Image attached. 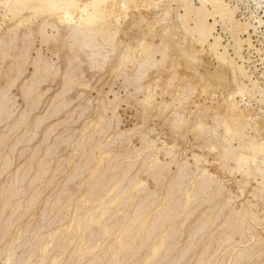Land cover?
Instances as JSON below:
<instances>
[{
	"label": "rangeland",
	"instance_id": "374dc122",
	"mask_svg": "<svg viewBox=\"0 0 264 264\" xmlns=\"http://www.w3.org/2000/svg\"><path fill=\"white\" fill-rule=\"evenodd\" d=\"M195 2L199 5L197 0ZM227 2L232 7L238 6V11H236L238 20L251 22L255 25V28L252 27L250 29L251 43L253 45L249 47V44L243 43L242 55L244 56V63L241 60L239 61L237 56H233L235 54L233 49L235 42L232 34L221 28L223 27L221 22H218L217 26H215L214 33L215 36H221L220 40L224 46L231 48H227L229 54H232L230 57L235 58L241 64L243 63L248 74L250 72V74L253 73L251 76L249 75L250 80L249 78H243V81L248 86L250 85V89L253 87L251 81H254L255 88L247 92L243 98L239 97L238 100L241 101L240 104L243 107H248L253 113L251 126L254 128L250 129V132H252L250 134L253 136L260 135L258 138L264 137V60H261L264 57V25L258 20V17L261 16L264 23V9L259 8L255 0H227ZM12 7L0 2V43L9 45L7 48L4 44L0 45V92L1 89L3 90L2 92H8L11 100L9 107L12 109L8 113L10 116L8 114L0 116V167L4 169L0 168V174L3 173L1 174L2 176L0 175V191L2 189L0 195L4 198L8 197V187H14V185L18 190L20 188L23 189V191L22 189H20L21 191L19 190V195L23 193L20 197L18 195L15 196L16 198H11L12 200L11 202L9 200L8 204H6L7 198L6 202H4V198L0 196V228H2L0 229V264H5L4 262H6L8 256H13V254V257H15L14 261L20 259L18 264H24L28 261L29 264H113L110 262L111 258H113V250H111L113 247L110 244L116 241L119 234L117 230L123 226L126 219L135 214L137 205L151 194L150 201L152 199L155 204L141 213V218L150 221L154 215L153 213L170 204V202L181 201L183 196H192V191H194L193 195H195L200 183L205 180H201V178H204V172L210 174L216 180L211 185L212 189L209 188L206 189L207 191H202L199 195L200 199L191 197L192 200L190 199L191 201L189 202L191 204L188 205L189 209L187 206L184 207L182 209L184 211L181 210V216L179 214L170 222L164 223L165 225L162 224L163 230L162 225L157 230V232L162 230L160 234L163 232L162 234L168 235L175 225L177 226V231L180 228V231L178 233L176 231L174 237L171 235L169 238L170 245H174L173 247L176 250L168 251L165 249L162 250L164 253L160 251L157 256L158 263L156 257H152L153 262L150 259L149 264H198L200 260L209 261V264H221L223 261L225 264H264V191L261 190L262 188L253 177L248 176L249 169L244 166L246 170L244 168L242 170L240 168L241 164L235 161V155L238 154L239 150H236L235 155L231 154L226 158L224 157L223 148L228 147L231 140L226 134L221 121L219 120L218 123V120L214 119V115L219 112L218 108L219 104L222 103V94L227 95L225 91L227 85L219 80H214L212 87L205 88L202 76L211 74L218 68L217 60L211 56L207 48L202 49L200 45H196L197 43L193 40V36L188 33L178 17L184 12L178 8L176 2L165 0L160 8L150 6L147 9L132 10L127 16L122 17L120 24H116L111 30V32L117 30L115 50L112 47L107 48L102 56L96 58L97 60L89 59V54L87 53L89 51H81L75 48L74 53L63 41H56L55 39L60 38V36H57V33L51 28H47V32L51 34L54 31L53 34L57 37L55 39L51 38L50 41L44 39L38 30L42 20L40 18H37L32 24V26L37 27L19 26L21 17L16 14L18 13V7ZM166 8L169 9L168 15L170 14V16L162 15ZM142 13L145 21L141 20ZM160 17H162L161 20ZM163 21L168 24H164ZM149 22L155 23V32L152 34L148 33ZM190 25L192 26V23ZM219 32L221 33L218 34ZM19 34L20 36L18 37L17 35ZM24 34L31 35L32 38ZM13 36L14 38L16 37V41H13ZM241 37L247 39L248 35H242ZM22 38H25V40ZM18 39L21 41H17ZM45 40L49 43L45 42ZM143 40L152 41L157 52L154 53L155 62L147 71L148 74L140 78L137 73L138 66L132 63L120 66L119 56L127 52L128 48H137L139 42ZM167 40L170 43H166ZM25 41H28V44ZM24 46L27 47L26 55H24ZM56 46L59 47L56 48ZM1 48L3 49L1 50ZM165 48H167L166 54L168 56L163 60L162 51ZM37 52L41 59L37 58L39 57ZM79 53H82V57ZM52 54L55 55L53 56ZM21 55H23L21 58L26 61V65L21 64L23 63L22 59H20ZM138 55L140 56L139 53ZM108 56L109 58L107 59ZM110 57L115 58H112L113 60L110 62ZM42 61L43 63H41ZM69 61L71 64H75L71 66ZM245 61H248L249 64ZM101 62L108 65H105V67ZM45 63L47 64L45 65ZM38 64L39 66L37 67H40V72L35 77L36 81L33 83V90L30 93L32 95L30 96V94L25 92H27V86H30L31 81H33L35 65ZM47 66L49 71H44ZM249 67L251 71L248 70ZM67 69H70V71ZM53 72L58 73L54 74ZM132 76L135 77L133 78ZM136 77L140 79L138 80ZM157 77H160V79ZM68 78L71 80H68ZM257 80L258 82H255ZM27 81L31 83L28 84L26 83ZM188 83H191L192 89L189 88ZM138 87L143 90H139ZM154 87H157V89H154ZM227 87L234 89L236 86L231 83ZM221 90L223 91L222 94L217 93V96H213V91ZM177 115V119L180 120L174 122L177 120ZM39 120L41 121L40 123H38ZM255 122L258 123L257 126L254 124ZM198 125L206 126L203 128L206 131L198 127ZM213 128L214 131L216 129V132H213ZM231 143L234 148L239 145L236 139L232 140ZM221 154L223 158L220 157ZM194 155L200 157L198 165ZM156 165L159 166L158 169H156ZM237 166L238 168L235 169ZM40 167L44 171L35 179L34 176L37 175ZM37 168L39 169L37 170ZM197 168L200 169L197 171ZM180 169H182L184 177L182 180L177 178L181 172ZM26 170H30V173H28L29 171L26 172ZM153 170L154 172L156 171L154 174L152 173ZM104 171L107 174L104 175L98 186H96L97 184L93 185L96 175L102 174ZM22 174L25 177L28 176V178H22ZM124 176H126V179L124 183L120 184L122 191L118 197L116 196L118 202L108 203L101 209L100 200L109 194V196H112L115 193L114 189L117 187L118 182L120 183ZM109 177H115L116 180L112 183L113 185H110L111 187L108 186ZM11 179H14L13 183L18 181V184L15 183L13 185ZM24 179L26 182H22L25 181ZM180 181L183 184L181 188L177 187ZM105 182L106 184H104ZM172 182L173 186H171ZM245 182L247 183L245 184ZM103 184L107 187L104 188ZM174 184H176L177 188L174 187ZM122 185L124 186L121 187ZM140 186L144 188H140ZM5 188H8L7 191ZM138 189H140V192H138ZM91 190H93V196L89 197ZM214 190L215 192H213ZM112 191L114 192L111 194ZM219 191L221 192L220 195ZM97 192L98 194H96ZM8 195H11V193ZM127 195H130V201H125V196ZM98 197L100 199H97ZM85 200L86 202H84ZM195 200L198 202H195ZM31 201L33 202L32 204ZM193 201L195 203H192ZM15 202H17L16 206H13ZM7 205L12 206L7 207ZM18 205L21 207H18ZM81 207L82 209H80ZM9 208L10 210H8ZM187 210L189 213H186L187 215L183 214L188 212ZM95 211H99L100 214H96ZM257 211L259 213H256ZM151 212H153V215ZM94 213L95 216H99L98 218L104 213H110L103 217L104 227L115 225L114 232L106 240L102 241L103 243L97 237L88 240L85 236V231L81 232V230H78L76 232L77 235L75 234V230L79 227H76V224H84L88 220L87 218L90 215L93 216ZM228 214L230 217H228ZM254 214L256 218H253ZM241 215L244 217H241ZM8 219L12 220L8 221ZM208 220L211 223L213 222V224L210 225ZM227 220L230 221L231 225L229 230V224L226 226ZM251 221L256 222L253 223ZM8 222L11 223L9 224ZM135 222L129 223L128 227L131 230L135 228ZM204 222L208 223L204 224ZM7 225L10 226L8 230L6 229ZM259 225L262 226L260 227ZM92 226L91 229L97 233L101 229L102 223H94ZM235 226L237 228H234ZM95 227L100 228L98 230ZM245 227L248 229L243 232ZM4 229L6 232H4ZM222 231L225 237L221 234L223 233ZM115 232L117 237L113 236ZM227 232L228 234H225ZM246 232L250 233L249 239H247L248 234ZM68 233L71 234L72 238L67 242ZM230 233H234L237 236L235 237L232 234L231 236L229 235ZM243 233L247 234V236H243ZM160 234H154L155 241L152 237L147 243L148 246L146 245V247L139 250L140 252H137L136 255L116 253V256L120 259V264H136L138 261H142L146 255L148 256L150 247L161 236H164ZM228 235L229 237H227ZM254 235L255 239L253 238L252 240ZM20 236L21 238L19 239ZM112 237H115L113 238L114 240L111 239ZM210 237L211 240L213 238L212 241H210ZM234 239L237 240L235 242L237 243L236 245L233 241ZM109 240H111L110 243L107 242ZM137 240L133 239V243H137ZM258 240H262L263 243L258 244ZM209 241L212 248L209 246ZM216 242H220L218 244L221 245H217ZM238 242L240 243L238 244ZM64 245L65 248H63ZM84 247L87 248V251L83 254L84 256L81 255L82 258L74 255L75 249L84 250ZM218 247L223 249L218 250ZM183 248H186V251ZM215 252L217 254L214 255ZM164 254L167 256L169 254L168 261ZM201 254L202 257L209 254L207 255L209 259L203 257L197 260ZM116 256L114 257L117 258ZM160 256L162 257L161 259L159 258ZM239 256L242 258H239ZM25 260L26 262H24ZM93 260H96L94 261L95 263H93ZM164 260L165 262H163Z\"/></svg>",
	"mask_w": 264,
	"mask_h": 264
},
{
	"label": "bare ground",
	"instance_id": "6f19581e",
	"mask_svg": "<svg viewBox=\"0 0 264 264\" xmlns=\"http://www.w3.org/2000/svg\"><path fill=\"white\" fill-rule=\"evenodd\" d=\"M174 1V3L176 2L178 8H180L184 13L183 14H180V16H178L181 20V23L182 25L187 29L188 33L191 34L193 36V40L195 41V43H197L196 45H200L202 47V49L204 48H207V50L210 52L211 56L214 57L216 60H217V63H218V68L211 74H207V75H203L202 78H203V81H204V86L205 88H210L213 86V81L214 80H219L221 83L225 84V85H229V84H235V88L234 89H229L227 86L225 87V91L227 92V95H224L222 94V90L221 91H213V96H217V93H220L222 94V103L219 104V112H217L215 115H214V119L218 120V123H219V120L221 121V123L223 124L224 128H225V131H226V134L229 136L231 142L232 140H238L239 142V145L238 147L236 146V148H234V146H232V143L230 142L229 146L226 147V148H223L224 149V157L226 158L227 156H230L231 154L235 155L234 153L236 152V150H239L238 154L235 155V161H237L240 165V168L243 170L244 166L246 167V169H249L248 170V176L250 177H253V179L257 182L258 185H260V188L262 191H264V137H259L260 135H256V136H253L251 135L250 133V129L254 128L251 126V122L253 121L252 119V111L248 108V107H243L241 104H240V100H238L239 97L243 98L245 96V94L251 90H253L255 88V83L254 81L252 83L253 87L252 89L249 88V86L247 84H245V82L243 81V78H249L250 80V76L253 74H248L247 72V69L245 68V65L243 64V60H244V56L242 55V50H243V43H247L249 44L251 47L253 44L251 43V32H250V29L252 27L255 28V25L251 22H244V20H242L243 22H241L240 20L237 19L236 17V11L237 10V7H232L231 4H229L227 2V0H197L198 1V4H196V2L194 3V1L196 0H172ZM233 1V0H232ZM253 1V0H252ZM0 2L2 4H5V5H8V6H13V7H18V16L20 15V21H19V26H22V25H27L28 27L32 26V24L34 23V21L38 18L42 19L41 20V23H40V28L38 29L41 36L44 38V39H47L50 41V39L57 37V36H60V38H56L55 40L56 41H63L66 46H69V49L71 51L74 52V49L75 48H78V50H81V51H89L87 52L89 54V59L91 60H94L96 59L97 57H100L103 55L104 51L107 50V48H110L112 47L113 50H115L116 48V44H115V39H116V36H117V30H115V32H111L113 26H115L116 24H120L121 22V18L122 17H125L127 16L132 10H141V8H144V9H147L149 8L150 6H155L157 8H160L162 6V4L165 2V0H0ZM236 2V1H235ZM256 2V5L259 7V8H263L264 9V0H255ZM255 4V3H254ZM171 5V4H170ZM2 6V5H1ZM169 6V5H168ZM6 7V6H5ZM12 7V8H13ZM173 7V6H172ZM152 8V7H151ZM164 9V8H163ZM180 10V11H181ZM258 10V9H257ZM12 11V9H11ZM162 11V10H161ZM179 11V12H180ZM262 11V9H261ZM169 9L166 8L164 10V12L162 13L163 16H167L168 13H169ZM173 13V12H172ZM179 14V13H178ZM254 14V13H253ZM159 16V14H158ZM170 16V14L168 15ZM172 17V16H171ZM158 18V17H157ZM162 17H160V20H161ZM175 18V17H174ZM259 19V22L261 24L264 25L263 23V20L260 17H258ZM257 19V18H256ZM141 20L142 21H145V17L143 16V13H142V16H141ZM163 20V19H162ZM165 20V19H164ZM169 20V19H168ZM173 20V18H172ZM212 20H214L213 22H211ZM246 20V19H245ZM155 21V20H154ZM157 21V20H156ZM159 21V20H158ZM254 21V20H252ZM37 22V21H36ZM164 22V21H163ZM218 22H221L223 27L221 28H224L225 30L228 31V33L230 32L232 34V38L235 42V45L233 47L234 51H235V54L233 56H237L239 58V61L241 60L243 63H239L237 62V60H235V58L233 57H230L231 55L229 54L228 52V49H231V48H228L226 46H224L220 40L221 36L218 37V36H215V26H217V23ZM257 22V21H256ZM166 22H164L165 24ZM171 21L169 22V25H170ZM192 23V26L190 25ZM255 23V21H254ZM163 24V23H162ZM168 24V23H166ZM256 24V23H255ZM17 25V24H16ZM36 25V24H35ZM38 25V24H37ZM259 25V24H258ZM14 26V25H13ZM34 26V25H33ZM32 26V27H33ZM119 26V25H118ZM175 26V25H174ZM181 26V25H180ZM179 26V27H180ZM257 26V25H256ZM12 27V26H11ZM34 27H37V26H34ZM157 27V26H156ZM165 27V25H164ZM170 27V26H169ZM261 27V26H260ZM47 28H51L52 30H54L57 34L54 35L53 32H51V34H49L47 32ZM167 28V27H166ZM177 28V27H176ZM220 28V27H219ZM26 29V28H25ZM28 29V28H27ZM33 29V28H31ZM30 29V30H31ZM116 29V28H115ZM146 29V28H145ZM144 29V30H145ZM165 30V28H163ZM218 29V28H217ZM29 30V29H28ZM121 30V29H120ZM143 30V31H144ZM171 30V29H170ZM169 30V31H170ZM177 30V29H176ZM13 31V30H12ZM32 31V30H31ZM114 31V30H113ZM142 31V30H141ZM15 32V31H14ZM19 32V31H18ZM33 32V31H32ZM31 32V34H32ZM38 32V31H36ZM35 32V34H36ZM153 32H155V23L154 22H149L148 23V33L152 34ZM164 32V31H163ZM7 33V32H6ZM162 33V32H161ZM165 33V32H164ZM221 32H219L218 34H220ZM16 34V33H14ZM27 34V33H25ZM24 34V35H25ZM217 34V33H216ZM6 35V34H5ZM34 36V34H32ZM154 35V34H153ZM164 35V34H163ZM172 35V34H171ZM244 36V35H248L247 39H243L241 36ZM18 37L20 36L17 35ZM25 36H28L30 37L29 35H25ZM165 36V35H164ZM17 37V38H18ZM24 37V36H23ZM28 37H25V38H28ZM126 37V36H125ZM143 37V36H142ZM4 38V37H3ZM2 38V39H3ZM16 38V37H15ZM14 36H13V41L15 40ZM21 38V37H20ZM25 38H22L23 40H25ZM32 38V36L30 37ZM29 38V39H30ZM166 38V37H165ZM34 39V38H33ZM154 39V38H153ZM169 39V37H168ZM28 40V39H26ZM47 40H45V42H47ZM54 40V41H55ZM121 40V39H120ZM5 41V40H4ZM7 41V40H6ZM16 41V40H15ZM17 41H21V40H17ZM30 41V40H28ZM28 41H25L26 43ZM43 41V40H42ZM161 41V40H160ZM170 41V40H169ZM232 41V40H231ZM9 42V41H8ZM12 44L13 42L10 41ZM23 42V41H22ZM24 42V43H25ZM44 42V43H45ZM15 43V42H14ZM49 43V42H47ZM166 43H170L167 42ZM6 48L9 46H7L5 43H3ZM2 42L0 43V45H3ZM19 44V43H18ZM28 44V43H27ZM234 44V43H233ZM55 45V44H54ZM57 45V44H56ZM58 45H61V44H58ZM123 45V44H122ZM130 45V44H129ZM229 45V44H228ZM246 45V44H245ZM21 46H23L21 44ZM27 46V45H26ZM24 46L23 49L25 50V53L24 55L27 54V47ZM127 46V45H126ZM157 46V45H156ZM231 46V45H230ZM59 47V46H56V48ZM135 47V45H134ZM4 48V47H3ZM1 48V50L3 49ZM4 48V49H6ZM22 48V47H21ZM64 48H65V45H64ZM125 48V46H124ZM228 48V49H227ZM255 48V47H254ZM253 48V49H254ZM22 49V50H23ZM32 50V49H31ZM53 50V49H52ZM52 50H51V53H52ZM124 51V49H122ZM162 50V49H161ZM166 50L167 48H165L162 52H163V60H165L167 58V54H166ZM260 50V49H259ZM6 51V50H5ZM39 51V50H38ZM69 51V50H68ZM70 51V52H71ZM76 51V50H75ZM109 51V50H108ZM111 51V50H110ZM127 52L123 53L122 56H119V59H120V63L119 65L120 66H123L127 63H132L133 65H137L138 66V77L140 76V78H143L147 73V71L152 67V65L154 64L155 62V58H154V53L157 52L156 48H155V45L154 43H152V41H147V40H143V41H140L139 44H138V47L137 48H128V50H126ZM169 51V50H168ZM54 52V50H53ZM79 52V51H78ZM58 53V52H57ZM75 53V52H74ZM138 53L140 54V56L138 55ZM30 54V53H29ZM41 54V53H40ZM72 55H74L73 53H71ZM80 55L82 53H79ZM79 54H76V55H79ZM161 54V53H160ZM5 55V54H4ZM7 55V54H6ZM37 55H38V52H37ZM53 55V54H52ZM55 55V54H54ZM53 55V56H54ZM23 55L20 56V59H22L23 63L21 64H25L26 61L23 60V58H21ZM39 57H37L38 59L40 58V55H38ZM42 56V55H41ZM75 56V55H74ZM107 56V55H106ZM25 57V56H24ZM82 57V55H81ZM80 57V58H81ZM86 58H88L87 56H85ZM105 57V56H104ZM116 57V56H115ZM115 57H112V58H115ZM118 57V55H117ZM121 57V58H120ZM36 58V59H37ZM58 58V57H57ZM78 58V57H76ZM109 58V56L107 57V59ZM111 58V57H110ZM111 58L110 62L113 60ZM169 58V57H168ZM237 58V59H238ZM18 59V58H17ZM41 59V58H40ZM73 59V58H71ZM79 59V58H78ZM77 59V60H78ZM82 59V58H81ZM80 59V60H81ZM118 59V58H117ZM261 59V58H260ZM26 60V59H25ZM35 60V59H34ZM53 60V58H52ZM77 60H75L77 62ZM79 60V61H80ZM97 60V59H96ZM115 60V59H114ZM197 60V59H196ZM261 60H264V57L263 59ZM36 61V60H35ZM40 61V60H39ZM73 61V60H72ZM83 61V60H82ZM158 61V60H157ZM74 62V61H73ZM88 62V61H87ZM92 62V61H91ZM95 62V61H94ZM109 62V61H108ZM246 62V61H245ZM248 62V61H247ZM246 62V63H247ZM249 62H250V59H249ZM249 62L247 64H249ZM29 63V62H28ZM43 63V61L41 62ZM56 63V62H55ZM70 63V61H69ZM68 63V64H69ZM78 63V62H77ZM81 63V61H80ZM103 63V62H101ZM117 63V62H116ZM19 64V63H18ZM36 64V62H35ZM47 63H45L46 65ZM75 64V63H73ZM73 64L70 63V65L72 66ZM83 64V63H82ZM92 64L94 65V63L92 62ZM91 64V65H92ZM104 64V63H103ZM160 64V63H159ZM26 65V64H25ZM49 65V63H48ZM54 65V64H53ZM92 65V66H93ZM105 65H108V64H104L103 66ZM24 66V65H23ZM33 66V65H32ZM37 66L38 65H35L36 69H35V72L33 74V81L29 82L28 81L26 83L30 84V86H27L28 88L26 89L27 92H25L26 94H30L31 91L33 90V83L36 81V75L40 72V67L38 68ZM95 66V65H94ZM102 66V67H103ZM114 66H115V63H114ZM75 67V66H73ZM72 67V68H73ZM97 67V66H96ZM99 67V66H98ZM101 67V65H100ZM106 67V66H105ZM247 67V65H246ZM69 68V67H68ZM119 68V66H118ZM44 69V68H43ZM55 69V68H54ZM71 69V68H70ZM70 69H67L70 71ZM116 69V68H115ZM133 69V68H132ZM118 70V69H117ZM125 70V69H124ZM250 67H249V69ZM44 71H49L48 70V66L44 69ZM54 71V70H52ZM42 72V70H41ZM50 72H51V69H50ZM67 72V71H66ZM74 72V71H73ZM45 73V72H44ZM43 73V74H44ZM54 74H57L58 72H53ZM131 73V72H130ZM135 73V72H133ZM68 74V73H67ZM65 74V75H67ZM45 75V74H44ZM121 75V74H120ZM250 75V76H249ZM125 76V75H124ZM66 77V76H65ZM73 77V76H72ZM127 77V76H126ZM130 77V76H129ZM128 77V78H129ZM133 77V76H132ZM135 77V76H134ZM133 77V78H134ZM35 78V79H34ZM137 78V77H136ZM139 78V79H140ZM158 78V77H157ZM171 78V77H170ZM67 79V77H66ZM132 79V78H131ZM138 79V78H137ZM136 79V80H137ZM138 79V80H139ZM156 79V78H155ZM160 79V77L158 78ZM253 79V77H252ZM31 80V79H30ZM29 80V81H30ZM68 80H71L70 78H68ZM134 80V79H133ZM137 80V81H138ZM248 80V79H247ZM255 80V79H254ZM74 81V80H73ZM37 82H39V80H37ZM153 82V81H152ZM155 82V81H154ZM157 82V81H156ZM159 82V81H158ZM168 82V81H167ZM255 82H258L255 81ZM137 83V82H136ZM139 83V82H138ZM250 83V84H251ZM154 84V83H153ZM158 84V83H157ZM189 84V83H188ZM257 84V83H256ZM12 85V84H11ZM35 85V84H34ZM155 85V84H154ZM26 86V84H25ZM138 86V84H137ZM141 86V85H139ZM157 86V85H156ZM160 87V86H159ZM188 87V86H187ZM258 87V86H256ZM261 87V86H260ZM35 88V87H34ZM139 90H143L141 89V87H138ZM157 89V87H154V89ZM189 88L192 89L191 87V83L189 84ZM195 88V87H194ZM148 89V87H147ZM186 89V88H185ZM8 90V89H7ZM138 90V89H137ZM3 90L1 89V92H0V116L2 114H8L12 111V109H10V97L8 96V92L7 91H4L2 92ZM163 91V90H162ZM140 92V91H139ZM167 92V91H165ZM164 92V93H165ZM254 92V91H253ZM155 93V92H154ZM252 93V92H250ZM115 94V93H114ZM32 94H30L31 96ZM259 95V94H258ZM81 96V95H80ZM28 97V96H27ZM58 97H60L58 95ZM56 98V97H55ZM118 98V97H117ZM113 99V98H112ZM61 100V99H60ZM117 100V99H116ZM38 101V100H37ZM36 101V102H37ZM245 101V100H244ZM261 101V100H260ZM65 103V102H63ZM166 103V102H165ZM248 104V103H247ZM168 105V104H167ZM248 106V105H247ZM58 107V106H57ZM165 108V107H163ZM254 112V111H253ZM26 113V112H24ZM23 113V114H24ZM22 114V115H23ZM27 114V113H26ZM179 114V113H178ZM12 115V114H11ZM257 115V114H256ZM8 116H10L8 114ZM180 116V115H179ZM25 117V115H24ZM178 118V115L176 117V119ZM2 119V118H1ZM180 119H177L175 120L174 122H178ZM41 121L39 120L38 123H40ZM37 123V124H38ZM216 123V124H218ZM175 124V123H174ZM256 126H257V122L254 123ZM16 126V125H15ZM198 127L200 128H204L206 126H201V125H198ZM206 129V128H205ZM204 130V129H203ZM206 131V130H204ZM210 131V130H209ZM208 131V132H209ZM257 131V130H255ZM212 132V130H211ZM209 132V133H211ZM213 132H216V129L214 131V128H213ZM259 132V131H258ZM261 132V131H260ZM264 132V131H263ZM257 134V132H256ZM263 134V133H262ZM123 135V134H122ZM212 138V137H211ZM224 143V142H223ZM227 143V142H226ZM218 144V143H217ZM227 146V144H226ZM214 148V147H213ZM50 149V148H49ZM48 149V150H49ZM217 151V150H216ZM49 153V152H47ZM49 155V154H48ZM149 156V155H148ZM222 154H221V156ZM219 157V158H220ZM5 158V157H4ZM194 158L195 160L197 161V165L200 161V157L198 155H194ZM221 158V159H222ZM233 158V157H232ZM6 159V158H5ZM9 159V158H8ZM233 160V159H232ZM231 160V161H232ZM10 161V160H8ZM222 161V160H221ZM4 162V161H3ZM233 162V161H232ZM11 163V162H10ZM158 163V162H157ZM160 163V162H159ZM228 163V162H227ZM5 164V162H4ZM6 164L8 165L7 161H6ZM29 164V163H28ZM225 164V163H224ZM229 164V163H228ZM10 165V164H9ZM38 165H40L38 163ZM42 165V164H41ZM45 165V164H44ZM83 165V164H82ZM6 166V165H5ZM26 166H29V165H26ZM157 166V165H156ZM225 166V165H224ZM8 167V166H7ZM42 167V166H41ZM37 168L38 172H37V175H35V179H37L38 175H40L41 173H43L44 169L43 168ZM79 167V166H78ZM84 167V166H83ZM159 166H157L156 169H158ZM161 167V166H160ZM228 167V166H227ZM226 167V168H227ZM1 168V167H0ZM10 168V167H9ZM27 168V167H26ZM82 168V167H81ZM184 168V167H183ZM238 168L235 167V169ZM239 168V169H240ZM2 169V168H1ZM30 169V168H29ZM47 169V168H46ZM45 169V170H46ZM80 169V168H79ZM100 169V168H99ZM155 169V170H156ZM200 168H197V171L199 170ZM245 169V168H244ZM245 169V170H246ZM4 170V169H2ZM7 170V168H6ZM5 170V172H6ZM81 170V169H80ZM83 170V169H82ZM102 170V169H101ZM108 170V169H107ZM182 169H180L181 171ZM185 170V169H183ZM238 170V169H237ZM236 170V171H237ZM241 170V171H242ZM24 171V170H23ZM29 171V172H28ZM26 170V172L30 173V170ZM47 171V170H46ZM97 171V170H96ZM179 171V172H180ZM3 172V171H1ZM105 172V171H104ZM102 173V174H97L96 175V178H95V182L93 185H96L98 186V183L101 181V179L104 177V175L107 174V172L105 173ZM156 172V171H155ZM154 170H153V174L155 173ZM178 172V173H179ZM26 173V174H28ZM177 173V174H178ZM241 173V172H240ZM245 173V172H243ZM3 174V173H1ZM0 174V175H1ZM18 174L20 175V173L18 172ZM25 174V173H23ZM22 174V175H23ZM36 174V173H35ZM157 174V173H156ZM19 175H16V176H19ZM21 175V176H22ZM125 175V174H124ZM161 175V174H159ZM194 175V174H193ZM244 175V174H243ZM2 176V175H1ZM0 176V177H1ZM20 176V177H21ZM109 176V175H108ZM127 176V174H126ZM126 176H124L120 183L118 182V185L117 187L114 189L115 193L112 195V196H107V197H104L102 200H100L99 202V205L101 207V209L107 205L108 203H111V202H114V203H117L118 200H116V196L118 197V195L120 194V192L122 191L121 188H120V184L126 179ZM157 176V175H156ZM203 176L204 178H201L202 179H205V180H202V182L200 183V186H199V189L198 191L196 190V193L195 195L194 194V191H192V196H183L181 197V201H178V202H175V203H171L170 204H167L166 206L158 209L155 213L151 212V214L153 215L152 219L150 221H146L145 219L141 218V213L145 210H148L151 206H153L155 203L152 201H150V196H147L145 197L144 200H142L139 205H137V208H136V212H134L135 214L133 215L132 213V217H129L126 219L125 223L123 224V226L117 230L119 232L118 234V237L116 236L117 233L115 232L113 234V236H116V241H114L113 244H110L112 245V249L113 250V258H111L112 260L110 262H112L113 264H120V259L118 258V256H116V253H122V254H125V255H129V254H133V255H136L137 252H140L139 250L143 249L144 247H146L148 241L153 237L154 239V234H160V231H162L164 229L163 225L164 223H168V221L170 222V220H172L173 218H175L176 216H178L180 214L181 216V213L182 209H184V207H188V205H190L191 203H189L192 198H198L200 199L199 195L202 191H207L206 189H212L211 188V185L214 184L216 181L210 174L208 173H203ZM25 176L23 175L22 178H24ZM202 177V176H201ZM21 178V179H22ZM28 178V176L25 177V179ZM110 178V177H109ZM178 179H181L182 178L184 179L183 177V173L182 171L179 173V175L177 176ZM249 178V177H248ZM247 178V179H248ZM16 179V178H15ZM19 179V177H18ZM24 179V180H25ZM200 179V178H199ZM252 179V178H251ZM252 179V180H253ZM260 179V181H259ZM13 180L14 179H11V182L12 184L14 185L15 183H17L15 181V183H13ZM17 180V179H16ZM32 180V179H31ZM174 180V179H173ZM172 180V181H173ZM251 180V181H252ZM20 181V180H19ZM37 181V180H35ZM108 181V180H106ZM116 181L115 180V177H112L109 179L108 181V186L111 187L110 185ZM179 181V180H178ZM248 181V180H247ZM10 182V184H11ZM22 182H26L25 181H22ZM31 182V181H30ZM33 182V181H32ZM128 182V181H126ZM176 182V180H175ZM247 182H245L246 184ZM251 183V182H250ZM249 183V184H250ZM7 184V183H6ZM18 184V183H17ZM21 184V183H20ZM106 184V182L104 183ZM103 184V185H104ZM127 184V183H126ZM179 184V185H178ZM177 184V187L179 186L180 188L182 187V183L181 181ZM244 184V185H245ZM23 185V184H21ZM113 185V184H112ZM129 185V184H128ZM185 185V184H184ZM199 185V184H198ZM197 185V187H198ZM4 186V185H3ZM106 188L107 186L104 185ZM124 185H122L121 187H123ZM173 186V182H172V185ZM21 187V186H20ZM93 187V186H92ZM174 187H176V184H174ZM173 187V188H174ZM2 188V187H1ZM9 188V190L7 191V189ZM7 189L5 188V190L9 193H11V195H8L7 198V202H6V198L2 197V195H0L3 199L4 202H6V204H8L9 200L11 202V198L15 197V196H18V192H20L22 188H20L19 190L16 189V186L14 185V187L10 186L8 187ZM140 188H144L142 186H140ZM172 188V190H173ZM174 188V189H175ZM179 188V189H180ZM109 189V188H108ZM123 189V188H122ZM178 189V190H179ZM99 190V188H98ZM101 190V189H100ZM140 189H138V192ZM221 190V189H219ZM2 191V189H1ZM0 191V192H1ZM23 191V189H22ZM93 190H91V192H89V197H92L93 196ZM112 191L111 194L114 192ZM211 191V190H210ZM6 192V193H7ZM110 192V191H109ZM209 192V191H208ZM215 192V190L213 191ZM260 192V191H259ZM23 193V192H22ZM20 193V195L22 194ZM217 193V191H216ZM220 191H219V195H220ZM253 193V192H252ZM1 194V193H0ZM17 194V195H16ZM98 194V192L96 193ZM95 194V196H97ZM215 194V193H214ZM213 194V195H214ZM19 195V197H20ZM34 195V194H33ZM36 195V194H35ZM100 195V194H99ZM191 195V194H189ZM218 195V194H217ZM256 195V194H255ZM254 195V197H255ZM260 195V194H259ZM4 196V195H3ZM154 196V195H153ZM202 196V195H201ZM211 196V194H210ZM0 197V198H1ZM34 197V196H32ZM31 197V198H32ZM36 197V196H35ZM34 197V198H35ZM126 200L125 201H130V195H127L125 196ZM192 197V198H191ZM257 197V195H256ZM16 198V197H15ZM132 198V197H131ZM141 198V199H142ZM152 198V197H151ZM154 198V197H153ZM204 198V197H203ZM230 198V197H228ZM262 198V196H261ZM97 199H100L99 197ZM140 199V200H141ZM191 199V200H190ZM197 200V199H196ZM195 202H198L196 201ZM228 200V199H226ZM230 200V199H229ZM264 200V199H263ZM232 201V200H231ZM248 201V200H247ZM29 202V201H28ZM86 202V200L84 201ZM194 201L192 203H195ZM227 202V201H226ZM16 203L15 202V205L13 206H16ZM18 203H20L18 201ZM33 202L31 201V204ZM97 203V202H96ZM126 203V202H125ZM124 203V204H125ZM169 203V202H168ZM11 204V203H9ZM30 204V203H29ZM80 204V203H79ZM120 204V203H119ZM226 204V203H225ZM4 205V204H3ZM97 205V206H99ZM6 206V205H5ZM10 206V205H9ZM7 205V207H9ZM12 206V205H11ZM10 206V207H11ZM56 206V204H55ZM161 206V205H160ZM227 206V205H226ZM246 206V204H245ZM4 207V206H3ZM7 207H6V210H7ZM18 207H21L18 205ZM28 207V205H27ZM77 207V206H76ZM80 207V206H78ZM93 207V205H92ZM157 207V206H156ZM193 207V206H192ZM190 207V208H192ZM15 208V207H14ZM97 208V207H96ZM110 208V207H109ZM135 208V206H134ZM224 208V206H223ZM3 209V208H2ZM1 209V210H2ZM29 209V208H27ZM82 209V207L80 208ZM79 209V211H80ZM155 209V208H153ZM152 209V210H153ZM189 209V207H188ZM246 209H249V208H246ZM245 209V211H246ZM5 210V209H3ZM5 210V211H6ZM10 210V208L8 209ZM93 210V209H91ZM150 210V211H152ZM182 210V211H181ZM242 210V209H241ZM240 210V211H241ZM254 210V209H253ZM13 211V210H12ZM148 211V212H150ZM154 211V210H153ZM188 211V210H187ZM224 211V210H222ZM230 211V210H229ZM238 211V210H237ZM243 211V210H242ZM18 212V211H16ZM78 212V211H77ZM93 212V211H91ZM133 212V211H132ZM147 212V211H146ZM144 212V213H146ZM251 212V211H250ZM13 214V212H11ZM96 214L99 213L95 211ZM95 213L93 216H89L87 219V221L83 224V223H80L78 225V223L76 224V227L77 229L75 230V234L78 230H81L82 231H85V236L87 237L88 240H90L91 238H94V237H97V239H99L100 242L106 240V238L111 235L114 230H115V225H110L109 227H104V221L102 222L103 220V217H106L108 213H104L100 218H98L99 216H95ZM186 213H189L188 212H184L183 214H186ZM231 213V212H230ZM234 213V212H233ZM256 213H259L258 211ZM45 214V213H44ZM93 214V213H92ZM100 214V213H99ZM110 214V213H109ZM108 214V215H109ZM239 214V213H238ZM243 214V212H242ZM245 214V213H244ZM187 215V214H186ZM232 215V214H231ZM240 215V214H239ZM238 215V216H239ZM246 215V214H245ZM251 215V213H250ZM249 215V217H251ZM257 215V214H256ZM260 216V214H258ZM234 216V215H233ZM243 215H241L242 217ZM259 216H257L259 218ZM13 217V215H12ZM213 217V215H212ZM219 217V216H218ZM228 217L229 214H228ZM232 217V216H231ZM244 217V216H243ZM246 217V216H245ZM11 218V217H10ZM204 218V217H203ZM217 218V217H216ZM239 219V217H237ZM236 218V219H237ZM248 218V216H247ZM252 218V217H251ZM253 218H256L255 214L253 215ZM257 218V219H258ZM7 219V218H6ZM80 219V218H79ZM149 219V218H148ZM220 219V218H219ZM229 219V218H228ZM237 219V220H238ZM12 220V219H11ZM8 219V221H11ZM108 220V219H107ZM203 220V219H202ZM214 220V219H213ZM212 220V221H213ZM256 220V219H255ZM132 221H136L135 224H134V229L131 230L128 225L130 222ZM209 221V220H208ZM227 224L226 226L229 224L230 225V221L227 220ZM242 221V220H241ZM244 221V220H243ZM7 222V221H6ZM173 222V221H172ZM210 222V221H209ZM233 222V220L231 221ZM253 223H255L254 221H251ZM9 224L11 222H8ZM94 223H102V227L101 229L99 230V228H97L99 231L96 233L93 231V229H91V226L94 224ZM203 223V222H201ZM208 223V222H207ZM206 222H204V224H207ZM264 223V222H263ZM5 224V223H4ZM8 224V225H9ZM107 224V223H105ZM213 222L211 223L210 222V225H212ZM2 225V224H1ZM7 225V230L9 229L10 226ZM160 225H162V230H160L159 232H157V230L159 229V227H161ZM165 225V224H164ZM228 225V230H229V227L231 228V225L229 226ZM106 226V225H105ZM173 226V225H172ZM180 226V225H178ZM226 226H223V227H226ZM237 226V225H236ZM234 227V228H237V227ZM246 226V225H245ZM260 227L262 225H259ZM6 227V226H5ZM199 227V226H198ZM204 227V226H202ZM212 227V226H211ZM241 227V226H240ZM248 227V226H247ZM93 228V226H92ZM94 228V229H95ZM176 228L177 226L175 225V227H173L170 231H169V234L168 235H165V234H162L164 236H159L160 238L158 239V241L155 242L154 245H150V251L148 256L142 260V261H138V263L136 264H149L150 262V259L152 257H156L157 259V256L159 255V252L161 251V253L164 251L162 250H165L167 249L168 251L172 250V249H175L172 244L170 245V241H169V238L171 235H174L176 234ZM208 228V226H207ZM221 228V227H220ZM233 228V230H234ZM252 228V227H251ZM255 228V227H254ZM263 228V227H262ZM2 229V228H0ZM244 229V228H243ZM242 229V230H243ZM246 228L245 227V230H243V232L246 231ZM5 230V229H4ZM222 230V229H221ZM219 230V231H221ZM241 230V232H242ZM180 231V228L179 230L177 231V233ZM238 231V230H237ZM240 231V230H239ZM250 231V230H249ZM6 232V230L4 231ZM72 232V231H71ZM80 232V233H81ZM157 232V233H156ZM197 232V230H196ZM223 232V231H222ZM232 232V230H231ZM248 232V231H247ZM246 232V233H247ZM166 233V232H165ZM194 233V232H192ZM219 233V232H218ZM237 234V232H235ZM160 234V235H161ZM195 234V233H194ZM220 234V233H219ZM224 235V232L221 233ZM220 234V235H221ZM225 234H228L225 233ZM232 233H230L229 235H231ZM242 234V233H241ZM248 234V238L249 239V234L250 233H247ZM247 234L245 235V233H243V236H247ZM77 235V234H76ZM178 235V234H177ZM198 235V234H196ZM214 235V234H212ZM211 235V236H212ZM229 235L227 237H229ZM233 236L234 233L232 234ZM231 235V236H232ZM57 236V235H56ZM190 236V235H189ZM193 236V234H192ZM237 236V235H236ZM235 236V237H236ZM176 237V236H175ZM196 237V236H195ZM225 237V235L223 236ZM241 237V236H240ZM21 238V236L19 237V239ZM71 234H67V242L71 239ZM85 238V237H84ZM115 237H112L111 239H113ZM156 238V237H155ZM191 238V237H190ZM194 238V237H193ZM218 238V237H217ZM231 238V237H230ZM233 238V237H232ZM244 238V237H243ZM246 238V237H245ZM253 238L255 239V235L252 237V240ZM74 239V238H73ZM133 239H138L137 240V243H133ZM245 239V240H247ZM114 240V239H113ZM112 240V241H113ZM191 240V239H189ZM193 240V239H192ZM213 240V238H212ZM211 240V237H210V241ZM52 241V240H51ZM98 241V242H99ZM111 240L107 241L108 243H110ZM152 241V240H151ZM155 241V239H154ZM195 241V240H193ZM209 241V242H210ZM216 241V239H215ZM234 243L237 242L236 239L233 240ZM241 241V240H240ZM50 242V241H49ZM54 242V241H53ZM175 242V240H174ZM208 242V243H209ZM254 242V241H252ZM51 243V242H50ZM49 243V244H50ZM91 243V242H90ZM90 243H87V244H90ZM93 243V241H92ZM103 243V242H102ZM107 243V245H108ZM112 243V242H111ZM151 243V242H150ZM217 243V242H216ZM220 243V242H218ZM217 245H221V244H218ZM229 243V242H228ZM232 243V242H231ZM240 242H238L239 244ZM255 243V242H254ZM258 244H261L263 243L262 240H258L257 242ZM78 244H81V243H78ZM97 244V242H96ZM106 244V243H105ZM178 245V243H176ZM213 244V243H212ZM227 244V243H226ZM225 244V245H226ZM230 244V243H229ZM233 244V243H232ZM237 243H235L236 245ZM251 244V242H250ZM52 246V243L50 244ZM77 245V244H76ZM93 245V244H92ZM104 245V244H103ZM109 245V246H110ZM189 245V244H188ZM214 245V244H213ZM217 245H215L217 247ZM228 245V244H227ZM249 245V244H248ZM89 246V245H88ZM148 246V245H147ZM191 246V245H190ZM194 246V245H193ZM192 246V247H193ZM206 246V245H205ZM209 246H211V242L209 244ZM242 246V245H240ZM246 246V245H245ZM244 246V247H245ZM49 247V246H48ZM87 247V245H86ZM224 247V246H223ZM63 248H65V245L63 246ZM85 248V247H84ZM88 248V247H87ZM87 248H85L84 250L83 249H80V248H77L75 249L74 251V255L75 256H84L83 254L85 253V251H87ZM204 248V247H203ZM212 248V246H211ZM51 249V248H50ZM109 249V247H108ZM107 249V250H108ZM184 249V248H183ZM217 249V248H216ZM221 250L223 248H219L218 247V250ZM236 249H239V248H236ZM240 249H243V248H240ZM47 250V249H46ZM176 250V249H175ZM174 250V251H175ZM186 251V248L184 249ZM189 250V249H188ZM204 250V249H203ZM173 251V252H174ZM183 251V250H181ZM206 251V249H205ZM227 251V250H226ZM225 251V252H226ZM232 251V250H231ZM235 251V249H234ZM147 252V253H148ZM172 252V253H173ZM189 252V251H188ZM216 252H219V251H216ZM214 253L217 254V253ZM224 252V253H225ZM241 252V251H240ZM146 253V254H147ZM182 253V252H181ZM185 253V252H184ZM208 253V252H207ZM227 253V252H226ZM235 253V252H234ZM249 253H250V250H249ZM259 253V252H258ZM257 253V254H258ZM171 254V253H170ZM206 254V253H204ZM213 254V253H212ZM239 254V253H238ZM165 255V254H164ZM209 255V254H207ZM207 255H203V257H207ZM211 255V254H210ZM223 255V254H222ZM227 255V254H226ZM225 255V256H226ZM14 256V254H13ZM13 256H8L6 262H4L5 264H18L19 260L18 261H14V258ZM81 256V258H82ZM114 256H116L117 258H115ZM162 256V255H161ZM159 257L160 259L162 257ZM167 257V261L169 259V254L168 256L165 255ZM232 256V255H231ZM243 256V255H242ZM249 256V255H248ZM253 256V255H252ZM256 256V255H255ZM173 257V256H172ZM202 257V254L200 256V258H198L197 260L203 258ZM233 257V256H232ZM238 257V256H236ZM247 257V256H246ZM165 258V257H164ZM176 258V256H175ZM174 258V259H175ZM178 258V257H177ZM209 259V257H207ZM212 258V257H211ZM210 258V260H211ZM230 258V257H229ZM239 258H242L241 256H239ZM76 259V258H74ZM155 259V260H156ZM159 259V260H160ZM173 259V260H174ZM154 260V259H153ZM166 260V259H165ZM165 260L163 262H165ZM171 260V259H170ZM178 260V259H177ZM206 260V259H205ZM254 260V259H253ZM94 261L96 260H93V263H95ZM152 261V259H151ZM232 261V260H231ZM236 261V260H235ZM257 261V260H255ZM21 262V261H20ZM26 262V260L24 261ZM29 262V261H28ZM28 262L24 263V264H27ZM92 262V261H91ZM153 262V261H152ZM178 262V261H177ZM224 262V261H223ZM222 262V263H223ZM229 262V261H228ZM227 262V263H228ZM261 262V261H260ZM259 262V263H260ZM109 263V262H108ZM157 263H158V259H157ZM180 263V262H179ZM197 263V261H196ZM210 262L209 261H199L198 264H209ZM213 263V262H212ZM215 263V262H214ZM221 263V264H222ZM234 263V262H233ZM254 263V262H253ZM23 264V263H22ZM29 264V263H28ZM92 264V263H91ZM163 264V263H162ZM174 264V263H173ZM216 264V263H215ZM225 264V262H224ZM251 264V263H250Z\"/></svg>",
	"mask_w": 264,
	"mask_h": 264
}]
</instances>
